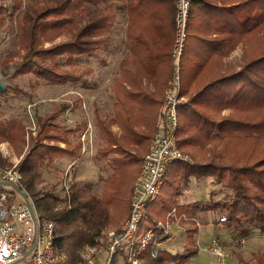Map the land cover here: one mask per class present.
<instances>
[{
	"label": "trees",
	"instance_id": "1",
	"mask_svg": "<svg viewBox=\"0 0 264 264\" xmlns=\"http://www.w3.org/2000/svg\"><path fill=\"white\" fill-rule=\"evenodd\" d=\"M116 1L126 12L127 49L110 83L112 116L96 118L104 144L96 148L92 157L110 169L100 175L101 193L93 191L90 182L76 187V180L71 181V193L63 197L37 186L41 165L48 168L55 158L75 157L81 150V141L71 143L56 123L69 102L56 103L50 111L35 115L34 133L18 116L0 118V138L26 143L17 162L23 174L22 184L39 216L54 220V241L65 247L70 260H76L80 247L94 239L92 229L110 223L111 208L121 213L129 210L127 198L149 133L160 127L164 116V90L172 70L174 0H33L20 34L22 50L32 49L31 57L14 70L11 84L0 92L23 93L12 79L28 72L49 84H65L63 64L109 47L107 35L117 22ZM192 3L179 89L187 100L177 105L176 138L178 147L189 155L193 145L215 146L203 161L180 160L185 165L173 170L170 181L178 188L156 214L145 213L139 232L176 207L193 216L205 211L224 215L225 220L217 218L215 222L230 230L239 243L254 231L264 236V0ZM91 4L96 7L95 16L90 24L83 25L82 17ZM22 5L23 0H10L9 4L13 13ZM6 10L7 5L0 3V29L11 26ZM244 41L241 63L236 66L225 60ZM7 60L8 56L3 59ZM145 82L150 84L151 92L144 89ZM7 162L0 152V163ZM167 173L168 166L163 178ZM208 175L211 181L225 184L227 192L222 200L214 199L211 191L205 201H195L187 207L178 203L182 183L192 176L198 180ZM127 180L130 186L125 188ZM55 200L62 201V205L56 207ZM67 214L79 221L64 222ZM193 232L194 228L188 230L189 246L182 252L170 249L168 244L152 255L154 248L149 244L142 253L144 264H179L193 257L198 251ZM251 255L250 260L240 257L239 262L251 264L253 259L256 264H264V252ZM124 264L130 263L125 260Z\"/></svg>",
	"mask_w": 264,
	"mask_h": 264
},
{
	"label": "rangeland",
	"instance_id": "2",
	"mask_svg": "<svg viewBox=\"0 0 264 264\" xmlns=\"http://www.w3.org/2000/svg\"><path fill=\"white\" fill-rule=\"evenodd\" d=\"M32 1L33 0H23L22 7L13 13L9 6L10 0H0V3L7 5V19L11 20L10 27L0 29V69L14 65V68L6 76L10 84L11 74L14 70L31 57L32 49L22 50L23 45L20 41V34L22 33L23 19L26 16L27 10L31 7ZM115 6L117 22L112 31L107 35V40L110 43L109 47H107V49H99L97 53L93 55L79 56L72 64H63L62 70L67 79L65 84H49L41 79H37L35 75L28 72L12 79L19 88L27 91L26 94H22L17 90H9L5 94H0L1 115L10 112V114H15V116H22L25 123L29 124L31 127L35 124V115L50 111L56 103L62 102L63 100L67 99L72 102L73 106L71 110L65 111L58 117L56 123L59 127L58 129L69 137L71 143H74L79 138H81V140L83 139L82 148L75 157L63 156L60 160L55 162L52 161L48 168L41 165V177L37 181V186L42 189V191L53 192L57 194L58 197L67 196L65 191L66 186H68V191L71 193L73 190L71 186L72 180L77 181L76 187L78 188H82L84 182H90L93 191L99 194L102 190L100 175H106L110 171L109 167L101 160H94L92 154L97 147L104 144L103 139L98 135L99 125L96 122V118L102 117L109 119L112 116L113 95L110 90V83L112 78L118 73L119 61L127 49L126 12L124 8L121 7L119 1H116ZM192 7L193 3L191 2L189 10H191ZM95 12L96 7L93 6V4L89 5L86 15L82 17L83 25L91 23V20L95 16ZM79 17L78 15V18ZM244 47L245 41L227 55V61H232L236 66L240 64L243 55L242 49H244ZM6 56H8L10 60L3 61ZM33 88L37 89V92H32L31 90H33ZM144 89L147 92H151V86L148 82L144 83ZM67 128L72 129L69 131ZM113 129L116 130L115 127H113ZM211 145L212 147H198L195 151L189 149L188 151L191 156L190 160H205L208 152H211L215 146L214 143ZM73 158L75 159L72 160ZM184 165L185 162L180 160H174L168 164V173L163 178L160 191L155 199L148 204L145 213L154 215L162 208L165 202L169 201L171 192L178 188L174 181L170 183L173 170ZM211 180L210 175L198 180H195L193 176L190 177L187 183H182V186H180V192L182 194L178 197V203L185 204L187 207L192 202L205 201L209 198L211 191H213L214 199L222 200L223 194L227 192L225 184ZM126 184L125 188H128L130 186L129 180H127ZM0 186H9V184L1 182ZM129 198L130 196L127 200H129ZM54 204L57 207L61 206L62 201L55 200ZM126 215L127 213H121L115 207L111 208L110 223L100 228L92 229L93 235L99 234V238H97V235L94 236L96 243L101 242L100 238L104 235L106 230L118 228ZM188 215L191 214L188 213ZM220 215L222 214L218 212L205 211L196 216L201 223L200 235L196 238L193 234L192 239L195 245V239H198L200 246L197 254L194 255L192 259L189 258L183 262L187 264H211L213 256L204 249L205 244L211 237L218 238L223 244L229 264H241L239 262L240 257L250 260L253 252H264V236L262 234L254 231L250 236L237 243L230 230L215 222ZM77 220L79 221L78 217L76 218L72 214H67L63 221L70 224ZM190 225L191 224L187 225L189 229L192 228ZM188 230L182 232L175 239L174 243L170 245L171 247L169 246L170 249L182 252L189 246L187 244ZM86 244L81 246L78 250V257L76 260H70L65 247L60 245L66 255L64 262L61 264H83L81 251ZM252 260L251 264H256L255 261ZM112 264H124L122 255L116 253Z\"/></svg>",
	"mask_w": 264,
	"mask_h": 264
},
{
	"label": "built area",
	"instance_id": "3",
	"mask_svg": "<svg viewBox=\"0 0 264 264\" xmlns=\"http://www.w3.org/2000/svg\"><path fill=\"white\" fill-rule=\"evenodd\" d=\"M191 2L174 0L172 70L169 85L164 90V116L160 127L152 130L149 135L139 171L132 182L127 215L118 228L104 232L101 242L96 243L94 238L84 246L81 251L83 264H112L116 253L121 254L123 260L130 264H144L142 253L149 244L154 248V255L157 250H163L167 244L174 243L182 232L189 229V224L194 228V237L200 235L201 223L198 218L185 211L179 212L176 207L168 210L164 218L139 232L145 209L157 196L168 164L174 160L190 158L188 153L178 147L176 129L177 105L187 100L185 95L179 93V89ZM22 177L17 162L0 163V180L9 184L0 188V264H61L66 255L54 241V220L39 216L31 196L22 184ZM14 185L25 194L28 201ZM65 188L68 194V186ZM218 220H225L224 215H220ZM195 241L199 248L198 239ZM204 249L213 256L211 264H229L227 253L218 238L211 237Z\"/></svg>",
	"mask_w": 264,
	"mask_h": 264
},
{
	"label": "crops",
	"instance_id": "4",
	"mask_svg": "<svg viewBox=\"0 0 264 264\" xmlns=\"http://www.w3.org/2000/svg\"><path fill=\"white\" fill-rule=\"evenodd\" d=\"M243 42H240L239 44H242ZM238 44V45H239ZM237 45V46H238ZM243 50V49H242ZM227 57V56H226ZM226 57H225V59H226ZM227 60V59H226ZM23 93L22 94H26L27 93V91L25 90V89H22L21 90ZM32 92H37V89H35V88H33V90H31ZM63 101H67V102H69L70 103V105H69V107L65 110V111H67V110H71V108H72V102L70 101V100H63ZM1 109V108H0ZM66 115V114H65ZM13 116H15V114H10V112H8L7 114H4V115H1V111H0V118H2V119H9L10 117H13ZM18 117H20V118H22L23 120H24V118L22 117V116H18ZM25 122V121H24ZM35 125V124H34ZM34 125H33V127H31L29 124H26V128H28V129H30L31 130V132L32 133H34ZM113 127H115V131H118V127L115 125V124H113L112 125V128ZM66 135V134H65ZM67 136V135H66ZM78 140H80L81 141V143H82V140H81V138H79ZM62 146H64L65 145V143L64 142H62V141H60L59 142ZM212 143H206V144H203V145H193V146H191V147H189V149L190 150H194L195 151V149H198V147L200 148L201 146H203V148H205L206 146H210V147H212V145H211ZM82 145H83V143H82ZM82 145H81V148H82ZM26 148V143L25 142H16V143H12V142H10V141H8V140H6V139H3V138H0V152H1V155L4 157V158H6L7 159V163H12V162H18V160L20 159V157H21V155H22V153H23V151H24V149ZM202 148V147H201ZM212 152V151H211ZM211 152H208V155L211 153ZM144 154V153H143ZM63 156H66V155H62V156H59V157H57V158H55L53 161L55 162V161H57V160H60ZM193 257H191V259H192Z\"/></svg>",
	"mask_w": 264,
	"mask_h": 264
},
{
	"label": "water",
	"instance_id": "5",
	"mask_svg": "<svg viewBox=\"0 0 264 264\" xmlns=\"http://www.w3.org/2000/svg\"><path fill=\"white\" fill-rule=\"evenodd\" d=\"M9 79H8V77H0V92H3L5 89H6V87L8 86V85H10V82L8 81ZM2 181L0 180V183H1ZM13 187H15V189L16 190H19V188L17 187V186H13ZM20 191V190H19ZM20 193L24 196V198L28 201V199H27V197L25 196V194L22 192V191H20Z\"/></svg>",
	"mask_w": 264,
	"mask_h": 264
},
{
	"label": "bare ground",
	"instance_id": "6",
	"mask_svg": "<svg viewBox=\"0 0 264 264\" xmlns=\"http://www.w3.org/2000/svg\"><path fill=\"white\" fill-rule=\"evenodd\" d=\"M14 68V65H10L8 67H4V68H1L0 69V77L1 76H4L6 77L10 72L11 70ZM3 73V74H2Z\"/></svg>",
	"mask_w": 264,
	"mask_h": 264
}]
</instances>
